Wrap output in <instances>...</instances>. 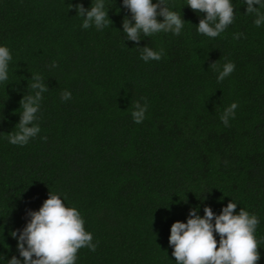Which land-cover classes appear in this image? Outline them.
<instances>
[{
	"label": "trees",
	"instance_id": "16d2710c",
	"mask_svg": "<svg viewBox=\"0 0 264 264\" xmlns=\"http://www.w3.org/2000/svg\"><path fill=\"white\" fill-rule=\"evenodd\" d=\"M78 2L91 6L0 0V46L12 55L9 81L0 82V264L20 258L10 232L49 192L80 211L98 242L95 252L80 249L76 264H176L171 224L186 222L190 208L219 214L230 200L259 218L257 264H264V24H254L244 0H231L233 23L209 38L197 32L203 13L168 0L184 28L179 36H142L140 47L165 52L146 63L122 30L131 16L122 0H105L112 24L103 30L81 27L68 9ZM213 61L235 70L218 82ZM36 73L49 88L37 113L41 131L12 145L6 136L16 130L20 99L34 94ZM142 97L148 109L137 124L131 112ZM232 102L239 106L225 127L220 116Z\"/></svg>",
	"mask_w": 264,
	"mask_h": 264
},
{
	"label": "clouds",
	"instance_id": "9594fccd",
	"mask_svg": "<svg viewBox=\"0 0 264 264\" xmlns=\"http://www.w3.org/2000/svg\"><path fill=\"white\" fill-rule=\"evenodd\" d=\"M245 13L255 14L254 24H264V0H244ZM193 12L203 13L197 24V32L209 38H216L223 33L235 18L231 0H187L186 4ZM122 6L131 16L122 20V30L126 40L133 41L141 50V59L159 61L165 55L164 49L158 51L144 45L139 46L141 37H151L157 33H169L179 36L184 28L182 13L174 11L168 0H122ZM76 14L83 18L81 27L88 29L95 26L103 30L112 24L108 16L105 0H95L89 8L82 3L69 5ZM162 17V19H158ZM243 33H235L234 39H240ZM12 55L7 46H0V82L9 81V62ZM218 72L217 81L221 82L235 70L231 61L222 65L213 61L209 64ZM54 61L52 67H56ZM30 88L34 94L23 95L19 101L22 112L15 125L16 130L8 132L6 139L12 145L24 146L31 138L37 136L41 129L36 121L40 111L42 93L49 90L44 78L36 73L31 75ZM7 85V83H6ZM62 101L72 98V93L64 90ZM133 102L131 116L134 123L140 124L146 118L148 103ZM236 102L226 107L220 116L225 127L235 117L238 108ZM46 140L47 137H41ZM227 164V161L224 162ZM66 199V197H65ZM231 200L222 207L219 214L204 206V215L197 214L196 208H190L186 222L174 221L170 226L168 243L172 247V256L176 264H257L260 260L259 241L255 233L259 218L255 214L240 208ZM29 217L22 229L13 230L10 235L16 239L19 257L13 255L7 264H76L78 251L87 248L96 251L93 235L86 231L84 219L76 207L66 206L59 194L49 192L38 210H27ZM215 234L219 235L217 241ZM22 258V259H21Z\"/></svg>",
	"mask_w": 264,
	"mask_h": 264
}]
</instances>
